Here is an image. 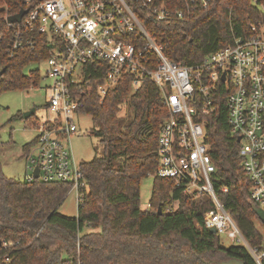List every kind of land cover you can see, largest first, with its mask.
I'll use <instances>...</instances> for the list:
<instances>
[{
    "label": "trees",
    "instance_id": "1",
    "mask_svg": "<svg viewBox=\"0 0 264 264\" xmlns=\"http://www.w3.org/2000/svg\"><path fill=\"white\" fill-rule=\"evenodd\" d=\"M23 7L24 0H0V93L39 87L40 69L27 68L50 55L45 37L36 50L7 53L11 36L5 17ZM260 16L253 0H211L186 22L149 21L148 26L173 61L190 65L247 34L250 22ZM217 101L206 134L218 168L214 186L218 192L228 188L220 194L225 208L248 243L264 251V223L250 197L240 144L229 131L226 93ZM82 112L91 116V134L100 138L104 154L81 162L88 189L77 216L59 211L71 184L15 179L4 172L0 159V255L8 257L0 264H218L234 258L258 264L245 245H225L220 233L204 226L205 213L214 207L208 197L190 198L173 178L154 176L162 123L170 113L156 84L146 80L132 91L130 77H124L102 98L93 81ZM28 120L34 123L35 115ZM32 143L24 145V156ZM149 176L154 178L150 206L143 210L141 184ZM176 200L178 206L169 211ZM5 241H13V248L3 249Z\"/></svg>",
    "mask_w": 264,
    "mask_h": 264
},
{
    "label": "built area",
    "instance_id": "2",
    "mask_svg": "<svg viewBox=\"0 0 264 264\" xmlns=\"http://www.w3.org/2000/svg\"><path fill=\"white\" fill-rule=\"evenodd\" d=\"M211 0H24L27 12L10 22L7 53L15 56L36 50L45 37L50 55L44 78L46 115L35 119L37 136L26 154L25 181L71 184L78 203L88 181L72 151L71 137L85 113L86 92L92 82L104 96L124 77L132 91L146 80L156 84L169 115L159 137L160 164L156 177L173 178L183 194L208 197L214 207L204 215V226L216 229L233 243L245 245L258 264L264 251L252 247L225 208L214 176L218 171L206 141L208 117L226 93L228 126L240 144L244 171L251 181L250 197L264 211V2L253 0L261 16L250 22L247 34L208 53L199 63L173 61L149 29V21L173 25L186 22ZM17 14V13H16ZM88 68H90L88 70ZM102 76L94 79L93 76ZM39 169V177L35 170ZM150 206V205H149ZM178 206L176 200L171 208ZM13 241H5L10 250ZM6 255L0 259L8 261Z\"/></svg>",
    "mask_w": 264,
    "mask_h": 264
},
{
    "label": "rangeland",
    "instance_id": "3",
    "mask_svg": "<svg viewBox=\"0 0 264 264\" xmlns=\"http://www.w3.org/2000/svg\"><path fill=\"white\" fill-rule=\"evenodd\" d=\"M39 68L44 78L45 64L33 63L27 71ZM49 79H42L39 87L28 89L6 90L0 93V159L3 163V170L8 176L24 180L27 169L24 156V145L37 136V130L25 113L36 109L35 119H43L46 115L45 103L47 92L45 86ZM127 106L122 112L125 115ZM20 113L21 117H14ZM93 121L91 116L84 114L80 118L79 130L71 137L72 151L76 160L88 162L95 157L104 154V145L100 138L91 134ZM154 178L149 176L141 184V207L143 210L149 207ZM59 211L68 216H77L78 197L77 190L72 189L67 195ZM222 242L230 245L232 241L224 234H220Z\"/></svg>",
    "mask_w": 264,
    "mask_h": 264
},
{
    "label": "water",
    "instance_id": "4",
    "mask_svg": "<svg viewBox=\"0 0 264 264\" xmlns=\"http://www.w3.org/2000/svg\"><path fill=\"white\" fill-rule=\"evenodd\" d=\"M27 12V9H21L17 14H13L11 15L8 20L10 22H16V21H20L23 17V15ZM2 73V72H1ZM36 109L33 108L32 110L28 111L25 113V117L28 119L29 117H31L32 115H35ZM35 175L36 177H39V169L36 168L35 170ZM161 213V210H160ZM259 218L260 220L264 223V211L260 210L259 212ZM212 232L216 233V229L212 228L210 229ZM218 264H243L240 260L234 258V259H230L227 261H222Z\"/></svg>",
    "mask_w": 264,
    "mask_h": 264
}]
</instances>
